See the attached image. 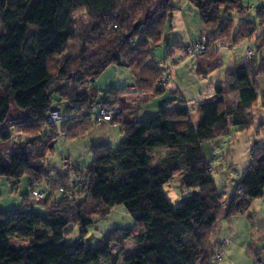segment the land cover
<instances>
[{
    "label": "trees",
    "instance_id": "16d2710c",
    "mask_svg": "<svg viewBox=\"0 0 264 264\" xmlns=\"http://www.w3.org/2000/svg\"><path fill=\"white\" fill-rule=\"evenodd\" d=\"M182 1L195 8L201 25L209 32L203 36L208 50L202 55L188 56L181 49L187 61L197 62L193 69L200 78L206 79L224 67L221 50L216 48L220 41L234 47L248 43L255 58L225 72L226 91L225 84H219L213 88L211 99L196 103L201 115L198 123L189 121V108L178 98L179 104L171 110L142 121L116 122L125 138L120 149L114 151L108 144L93 146L89 167H69L66 176H59L44 169L58 139L55 125L47 123L49 113L64 111L68 120L62 124L61 133L77 140L97 125L91 113H83L100 105L125 111L127 88L112 89L102 104L94 100L95 96L77 90L111 66L138 73L133 87L139 95L151 91L162 71L152 50L161 48L164 38L168 40L177 8L173 0H0V84L2 77L7 82L5 92L0 87V179L28 177L31 193L36 184H45L48 191L44 216L29 209L32 195L23 199L24 210L0 213V264H117L111 246L128 241L135 242L139 250L124 264H196L205 259L224 199L204 144L230 127L247 131L254 123L253 109L259 100L257 80L264 76V36L260 35L264 7L257 13V22L242 21L234 31L230 14L243 18L245 13L239 0ZM79 13L89 19L85 27L99 40L94 42L95 47L98 45L95 50L90 49L92 42L88 40L80 44L75 57L68 48L76 37L77 21L84 22L77 18ZM176 47L168 45L167 59ZM177 48L180 50V45ZM172 81L170 78L169 85ZM58 83L62 85L57 88ZM64 89L70 95L63 100L60 93ZM55 91H61L56 104L52 100ZM227 91L239 95L237 105H227ZM63 104L69 109H61ZM14 113L24 114L25 119ZM47 127L54 131L44 133ZM14 133L31 138L17 149H7ZM158 149H167L168 155L156 165L151 153ZM248 163L227 206L228 221L246 214L254 200L264 197V146L252 150ZM184 170L183 197L179 204H173L164 187ZM74 173L82 181L81 187L71 184ZM57 193H62V200L52 205ZM85 204H90L91 210L83 209ZM117 206L125 208L133 227L110 232L103 237V246L89 247L87 229L105 220ZM93 213L96 219L91 217ZM70 226L80 229L73 243L65 241L71 235ZM14 238L28 245L12 248ZM261 241L263 250L256 257L264 254V233Z\"/></svg>",
    "mask_w": 264,
    "mask_h": 264
},
{
    "label": "rangeland",
    "instance_id": "374dc122",
    "mask_svg": "<svg viewBox=\"0 0 264 264\" xmlns=\"http://www.w3.org/2000/svg\"><path fill=\"white\" fill-rule=\"evenodd\" d=\"M239 1L245 13L243 15V18H239L236 13L230 14V17L234 20V31H237V28L242 21L257 22V13L261 8L264 7V0ZM77 18H82L86 23L78 21L76 23V37L73 38L72 43L68 48L69 54H72L75 57L78 56L80 48L86 40L92 42L91 44H89V47L92 50L98 48V45H96L95 47L94 42L96 40H99L98 35H92L88 26L85 27L90 23L89 19L83 13H79L77 15ZM182 27L183 26L180 25L178 19L176 18L174 30L170 34L168 40L171 45L177 44L178 41L180 43H183V41L186 40L184 39L185 28L184 31H182ZM1 31L2 27L0 24V32ZM260 35L264 36L262 33ZM201 38H203V35H201L198 39ZM165 39L166 38H164L163 40L161 48L152 50L157 64L162 70L159 80L162 77V74H164V72H167L168 70L171 71L172 79H174V74L177 73V71L180 72V78L184 83V87L181 86V92L183 93V98H185V100H189V96L194 94V87L197 88L194 80H196V78H198V80H206L208 76L206 79L203 77L200 78L197 75L196 71L189 70L188 65H186L185 63L187 61V58L184 57V53L182 52L183 48L181 47L180 50L177 47L173 49L174 53L171 58H165L167 56V50H165V43L167 40ZM247 44L248 43H241L238 47H234L228 44L226 48L221 50V52L220 50H217V52H220L219 57L223 60L224 67L219 69L215 73L213 79L216 83L225 84V72L230 68L239 66L246 60L245 48ZM186 45L183 44V46ZM62 59L63 57H61L59 60ZM160 61H163V63ZM188 62L191 66H195L197 63L194 62V60H189ZM134 73H136V77H138V73ZM134 73L126 69L111 66L98 79L94 81L86 80L79 86V88L77 89L78 91H86L90 96H95L94 100L99 103L101 102L100 104L105 102V97H107L106 93H108L112 89L127 88L129 94L126 95L123 100L124 104H127V109L124 111L119 107L106 106L108 109L116 111V114L112 117L111 123L97 124L94 126V129L90 133L83 135L77 140H69L62 135L61 127L65 122L55 124V128L58 131V139L53 146V151L47 157L46 163L44 165L45 170L51 171L52 174L66 176L69 170L65 167L66 161L69 162L70 168H86L92 164L93 156L91 154V148L93 146L108 144L114 151L120 149L121 143L125 138L121 134L120 126L116 122H125L124 114L125 112H128L129 109H131V104L128 103V101L139 100V105L137 108L141 109L144 107V105L155 98L154 95L156 92H164V90L156 91L155 84L151 91L139 95L135 87L126 86L127 84L132 85L135 81ZM1 80L2 81L0 87L5 92L7 89V82L3 77L1 78ZM117 81L122 82V84L118 85ZM61 85L62 83H58L55 87L58 88ZM170 85L167 86V90L169 89ZM257 85L259 90V100L258 107L253 109V125L247 131H242V128L240 127H230L227 132H225L220 137H217L214 141L204 144V152L206 158L209 161L210 170L213 173L218 192L223 196L224 202L223 208L218 217L215 230L212 234L208 246L206 247L205 259L197 262L196 264H255L258 261H264V254H261L262 257H257L256 260L253 258L254 254L257 251L261 252L263 250L261 236L262 233H264V209H262L261 212L257 214H255L254 210H248L249 212L247 211L246 214L234 217L230 221L225 219L226 209L233 194L235 185L239 182L242 177L243 171L249 164L248 159L250 154L252 153V150L255 147L264 146V76L260 77L257 80ZM189 87L190 90L188 91ZM133 88H135V91H132ZM224 88L226 91L228 89V86L225 84ZM2 90H0V92H2ZM62 91L63 92L60 93V95L64 100L70 95V92L68 93V91H65V89ZM210 91L211 90L209 89L205 90L202 93V98L197 101H203L208 99L209 97H213L215 92L212 91L210 93ZM58 92H53L52 100L54 104L59 102V94H57ZM228 95H230V93L227 91L225 96L227 101ZM167 96L169 97L170 95L168 94ZM147 99H149L148 102L143 101ZM175 99L178 98H176L175 96ZM183 102L185 103L184 99ZM232 102L234 101L231 100L230 104ZM187 107L189 108L190 112L189 121L196 124V122L201 119V115L196 109V102L189 103ZM60 108L65 111L69 109L65 104L61 105ZM137 108H134L132 110H136ZM118 110H120L121 113ZM61 112L64 113V111L62 110ZM15 114L16 116H19V118L25 119L24 114L14 113V115ZM83 114H90V111ZM53 131V129L47 127L44 133H50ZM256 137H258L257 140ZM30 138L31 137H26L20 133H14L13 140L11 141L9 146L7 145V149H17L19 147V144L27 143ZM37 138L41 139L40 135H38ZM4 154V157L8 158L6 153ZM167 155V149H158L151 153V156L154 158V164L156 165L159 163V160L163 159ZM184 174L185 170L174 177V179L164 187V192L168 200L173 204H179L183 197V194L181 193V177ZM76 183L77 180L72 176L71 184L75 185ZM33 187L34 192L45 191V198L41 200H34L31 197L32 193L30 187V179L28 177H22L18 180L1 178L0 213L8 214L11 211L24 210L25 207L23 206V199L26 197H31L29 209L34 211L38 215L44 216L46 214L45 200L48 196V191L45 184H36ZM61 200L62 193H57L54 196L52 205L57 204ZM82 200L84 199H79L78 202H81ZM261 204L262 205L260 206L264 205V200L261 201ZM83 209H87V211L91 210L90 204H85V206H83ZM91 217L96 219L98 216L93 213ZM133 225L134 222L125 208L123 206H117L112 209L111 213L105 220L100 221L87 229L88 233L86 235V243L91 248L101 247L103 246L102 239L105 235L115 230L131 228L133 227ZM68 230L71 231V235H69V238H66L65 241L68 243H73L79 238L80 229L75 226H70ZM27 245L28 242L22 239L14 238L11 240L12 248L19 249ZM138 250L139 246L132 241L125 242L121 246L113 245L111 246L112 259L117 260V264H124L126 258L137 253ZM219 254L223 256L221 261L217 259V255ZM100 264L110 263L102 261Z\"/></svg>",
    "mask_w": 264,
    "mask_h": 264
},
{
    "label": "crops",
    "instance_id": "0c3cea01",
    "mask_svg": "<svg viewBox=\"0 0 264 264\" xmlns=\"http://www.w3.org/2000/svg\"><path fill=\"white\" fill-rule=\"evenodd\" d=\"M172 3L177 8V12H175L173 14V18H172V21H171L172 29H171L170 34L174 30V27H175V24H176V18L178 19L180 25L183 26L181 28L182 31H184V28H185V38L184 39H186V40L183 41V43H180L178 41V43L175 44L177 47L179 45H181V44L182 45L183 44L184 45L190 44L193 41L197 40L201 35H203V36H208L209 35V32H207V30L201 25L198 13H197V11L195 10L194 7L189 5L186 1H182V0H173ZM170 34L168 35V38H167L168 40H169ZM168 40L165 43V50L167 49L168 45L171 44ZM172 45H174V44H172ZM161 60H163V59H161ZM163 61H160V62L163 63ZM164 62H166V61H164ZM185 63H186V65H188L189 70H194L193 69L194 66H191L188 61H186ZM216 72L211 73L206 80H198V78H196V80H194V83H195L197 88L194 87V89H195L194 90V94L189 96V100H187V99L185 100V98H183L184 97L183 93L181 92V90H182L181 86H183L184 83H183V80L180 78V72L177 71V73L174 74V79H173L169 89L162 96H158V97L153 98L149 103L144 105L143 108H141V109L137 108L138 105H139L138 104L139 100L138 101L129 100L128 103L131 104V109H129L128 112H125V114H124L125 121H142V120H145V119H147V118H149L151 116H154V115L158 114L162 110H165V109L171 110V109L175 108L179 104V102L176 101L177 99H175V96H176V98H180L181 97L180 100L184 99L186 106H188L189 103H193V102L197 103V102H199L197 100L202 98V96H203L202 93L205 90L209 89V90H211L210 91V93H211L213 91V88L215 86L219 85V83H216L215 80L213 79V77H214ZM181 73H182V71H181ZM136 75L137 74L134 73V78L136 77ZM117 84L120 85V84H122V82L117 81ZM134 84H135V81L133 82L132 85L127 84L126 86L133 87ZM189 90H190V87H189L188 91ZM168 94L170 95L169 97L167 96ZM211 98L212 97H209L208 99H211ZM107 99H108V96L105 97V101ZM227 99H228V101H227V105L228 106H235L240 101L239 95L235 94V93L234 94L230 93V95L227 96ZM231 100L234 101V102H232L230 104ZM143 101L148 102L149 99L143 100ZM134 108H137V109L136 110H132ZM196 123H198V121ZM257 139H258V137H256V140ZM262 200H264V197L261 198V199L254 200L253 203H252V207L249 209V211L254 210L255 214L260 213L261 210L264 209V205L260 206V205L263 204V202L261 204ZM259 252L260 251H257L255 254H257ZM255 254H254L253 258L256 260L257 257L255 256ZM259 258H261V257H259Z\"/></svg>",
    "mask_w": 264,
    "mask_h": 264
},
{
    "label": "built area",
    "instance_id": "2783aa9c",
    "mask_svg": "<svg viewBox=\"0 0 264 264\" xmlns=\"http://www.w3.org/2000/svg\"><path fill=\"white\" fill-rule=\"evenodd\" d=\"M264 35V26H263V31L261 32ZM227 42L225 41H220L217 44V50H222L224 48L227 47ZM181 48H183L184 52L186 55L188 56H199L202 55L204 52H206L208 50L207 48V40L205 37L196 40L195 42H193L190 45H180ZM245 56H246V60H252L253 58H255L256 53L254 51V49L248 45H246L245 48ZM171 78V71L168 70L167 72H164V74H162V77L160 78V80L157 82L156 84V91H161L167 88V86L169 85V80ZM132 91H135V88H133ZM120 113L121 111L118 110ZM90 113L93 115V119L94 122L96 124H105V123H111L112 121V117L116 114L115 110L112 109H108L107 107L100 105L98 106V108H94L90 111ZM68 120L67 115H65L64 113L61 112V110L57 111V110H53L52 112L49 113L48 116V120L47 123L49 125H55L58 123H63L66 122ZM65 167L69 168L70 164L69 162H65ZM73 177L77 180V186L81 187L82 186V181L77 177V175L74 173ZM45 196L44 191H40V192H33L32 193V198L34 200H41L43 199ZM223 258L222 255H217V259L219 261H221ZM255 264H264L263 262H256Z\"/></svg>",
    "mask_w": 264,
    "mask_h": 264
}]
</instances>
